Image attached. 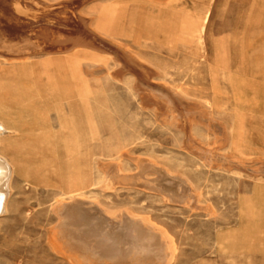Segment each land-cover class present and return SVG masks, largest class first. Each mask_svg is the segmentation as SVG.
<instances>
[{"label":"rangeland","instance_id":"rangeland-1","mask_svg":"<svg viewBox=\"0 0 264 264\" xmlns=\"http://www.w3.org/2000/svg\"><path fill=\"white\" fill-rule=\"evenodd\" d=\"M59 1L34 0L36 19L22 15L19 21L0 7V26L11 28L5 33L13 40L21 29L42 35L44 20L66 15ZM261 1L92 0L78 9L89 28L123 38L152 81L182 97L181 106L84 46L52 59L0 56V117L14 132L0 139V151L14 165L0 213V264L68 263L46 239L55 223L53 206L69 196L64 148L43 139L61 117L73 124L78 191L165 230L174 264H264V23L256 22ZM206 6L210 15L201 37L180 25L185 14ZM131 21L135 43L123 36ZM37 105L50 108L47 128L35 121ZM135 158L187 177L198 201L185 186L165 192L104 187L101 165L112 161L135 172ZM88 233L95 241L107 235L111 250H118V240H132L130 230L105 222Z\"/></svg>","mask_w":264,"mask_h":264},{"label":"bare ground","instance_id":"bare-ground-1","mask_svg":"<svg viewBox=\"0 0 264 264\" xmlns=\"http://www.w3.org/2000/svg\"><path fill=\"white\" fill-rule=\"evenodd\" d=\"M89 1L91 2L92 0H60L57 2L56 5H61V13L64 11L66 15L44 20V24L38 27L39 30L43 31L42 35L35 34L34 36H30L21 29L19 31V39L13 40V37L5 33V29L11 28L1 25L0 56L7 60H20L31 54L32 56L44 55L52 59V57L54 58V56L57 55H67L71 51V48L74 49V47L84 46L94 52L106 54V56L115 62L120 72L130 74L139 85L141 84L142 86L158 91L156 93L162 92V94L164 93L167 96L169 102L181 106L182 97L178 93L171 91L168 88L169 86L167 87L163 83L153 82L149 72L143 66L141 61L142 58L134 56L131 50L129 51L128 48L121 43L123 38L110 36L98 30H93L85 24L84 18L78 12V9L85 6ZM33 2L34 0H0V7L3 9L5 7L8 8L3 11L13 20L19 21L22 15H28L30 18L36 19L34 8L32 7ZM261 4L258 11L259 17H256L257 25L262 22L264 23V0L261 1ZM52 5L53 4H51V6ZM1 13L2 12H0V14ZM209 15L210 8L208 6L192 10L179 20L180 25L185 26L190 32H194L201 37L205 32V25ZM137 21L135 22L137 23ZM22 22L25 21L22 20ZM133 23L134 22L131 21L128 33L125 32L126 34L123 36L132 39L131 42L135 43L138 33ZM126 26L127 25H125V29ZM239 39L244 41V36ZM259 40L264 44V35L260 37ZM38 61H40V59ZM33 111L37 125L47 128L48 122L50 121V108L37 105L33 108ZM57 115L61 116V113L58 112ZM9 127L5 118L0 117V139L1 136H5V134H14V132H12L13 130H9ZM235 129H237V127H235ZM43 139L46 141L52 140L56 144H61L63 146L69 188L68 202L65 203V200L61 198V200L58 199L53 206L55 223L48 230L46 237L51 250L67 261L68 263L66 264H174L172 260V238L165 230L150 222L146 217L133 216L134 214L130 215L125 210H108V208L106 209L101 205L103 203H99L95 199L86 198L78 191L76 186L77 176L75 172V162L73 159L71 160V151L74 147L73 124L71 123V118H58L56 131L53 134L46 132ZM119 153L121 154V152ZM119 158H121L120 155ZM107 162L103 164L101 161L103 164L101 165L102 171L98 168L102 172L101 180H99L100 182L102 181L104 187L129 184L131 186H148L152 189L165 192L169 191L172 187L178 189L179 186H185L192 198L198 201V195L191 189L190 186L192 184L189 183L187 177L185 178L183 175L171 173L165 168L157 166L158 164L156 165L155 163L149 162L145 158H135L137 165V170L135 172H131L123 166H119V163L112 161ZM13 172L14 165L12 158L0 151V213L6 211ZM147 172H151L152 176L147 177ZM97 178H100V176ZM174 199L175 198H173V200ZM103 222L109 226L120 227L122 230H130L132 233L131 242L123 243L122 240H120L122 243H118V240L116 241L118 250L112 248L113 251L105 247V244L109 240L107 235H99L100 240L98 241L92 239L88 231H90L92 227L98 226ZM87 233L90 236L87 235Z\"/></svg>","mask_w":264,"mask_h":264}]
</instances>
